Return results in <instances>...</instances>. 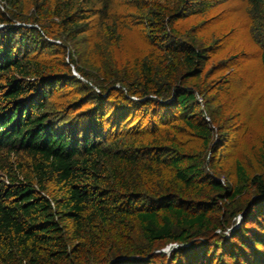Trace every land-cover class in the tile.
<instances>
[{"label":"trees","instance_id":"trees-1","mask_svg":"<svg viewBox=\"0 0 264 264\" xmlns=\"http://www.w3.org/2000/svg\"><path fill=\"white\" fill-rule=\"evenodd\" d=\"M141 1L0 0V264H150L165 258L154 251L169 243L183 245L169 264H197V253L213 254V240L202 237L224 238L215 232L231 223L220 215L248 183L251 214L221 249L233 264H264L250 253L264 246V177L252 178L238 161L241 187L231 191L183 140L192 132L207 143L212 130L190 87L205 75L211 48L182 23L227 0H154L147 57L133 52L121 81L136 102L122 89L99 94L89 84L96 60L81 51L91 23L98 19L104 37L121 46L132 22L114 11H142ZM244 1L264 69V0ZM69 46L67 62L48 59ZM164 65L165 80L157 72ZM73 85L87 91L75 114L54 100ZM145 106L152 124L130 128L125 118ZM173 109L178 118L165 113Z\"/></svg>","mask_w":264,"mask_h":264},{"label":"rangeland","instance_id":"rangeland-1","mask_svg":"<svg viewBox=\"0 0 264 264\" xmlns=\"http://www.w3.org/2000/svg\"><path fill=\"white\" fill-rule=\"evenodd\" d=\"M153 2L154 0L141 1V6L146 7L141 8L142 11L138 10L139 7L136 10H130L123 6H118L114 11L117 15L126 17L128 22H132L129 25L131 30L125 32L126 42L122 43L121 46L104 37L100 31L98 19H94L91 23L92 29L84 40L81 53L96 60V63L94 62L96 66H92L87 72L92 74L89 84L97 93L101 94L100 89L114 86L126 92V96L129 97L130 101L136 102L137 98L129 95L130 85L126 84L127 87H123L124 83L122 84L121 81L125 75H131L130 55L133 52L140 53L143 56L147 55L149 45L144 36L150 29L148 28L149 24L146 22L149 19V11L152 10ZM183 22L182 24L186 27L196 28L194 32L201 39V42L207 43V46L211 48L210 61L205 70V75L200 79H191L190 87L198 88L197 100L200 103V116L212 130L210 141L207 143L192 132L183 135V140L190 151L203 155L206 173L220 180L222 184L234 191L241 187L238 183L236 168L238 161L242 162L252 178L264 177V164L258 159V155H264L262 149V141L264 140V69L261 65L259 48L250 34L247 4L244 0H227L226 2H220L219 6L212 7L199 16L190 15ZM16 25L23 26L19 23ZM47 41L56 44L62 43L59 40L48 39ZM57 51L50 52L48 59L54 61L65 59L67 62L66 54L74 55L75 48L69 46L68 49H64V53L58 52L57 54ZM166 67L165 65L162 69L159 67L157 71L159 77L163 80L166 77ZM163 72L165 76H162ZM105 73L110 75L107 80L103 79L102 74ZM163 80L162 83L165 84ZM60 92L54 98L58 103L57 106H68L72 109L70 111L75 114L80 110L76 107L80 105L78 103L79 98L87 91L79 85H73L60 90ZM68 92H72L73 96L69 95ZM161 103H164V101H161ZM85 104L91 106L90 102ZM109 105L112 109L118 108L114 102ZM122 113L123 110L120 109L117 114ZM165 113L170 118L179 117L174 109L166 110ZM135 115V120L132 115H128L124 120L130 128L140 127L142 129L152 124L147 106L141 107V110L137 111ZM244 186L247 188L246 193L230 201L228 203L229 210L220 215L224 222L231 223L226 233L215 232V234L224 238L212 239L211 236H214V234L203 236L204 242L209 241L210 243L213 240L211 248L213 254L207 256L203 252L199 254L196 252L197 254L193 260L195 263L233 264L227 256H223L221 248L223 242L229 240L233 234L232 232L238 231L251 214L250 204L251 199L256 197L255 188L251 183ZM262 205L264 203H261L258 207L263 209L264 206ZM246 213L248 214L245 215ZM258 218H260L261 223H264V217ZM257 224L258 221L254 220L248 226L255 229L258 227ZM174 245L169 243L161 249L155 250V253H162L165 258L162 257L161 260L157 259L150 264H169L175 250L169 253H160V251L169 249ZM257 249V252L250 251V253L253 254L254 259L260 258L264 263V246H259Z\"/></svg>","mask_w":264,"mask_h":264},{"label":"water","instance_id":"water-1","mask_svg":"<svg viewBox=\"0 0 264 264\" xmlns=\"http://www.w3.org/2000/svg\"><path fill=\"white\" fill-rule=\"evenodd\" d=\"M74 72H75L74 74H76V76H78L80 79H82V77L76 71H74ZM182 246L183 245L177 244V245L171 246V248H169V249L161 250L160 253L161 252L169 253L171 251L177 250V248L182 247Z\"/></svg>","mask_w":264,"mask_h":264}]
</instances>
